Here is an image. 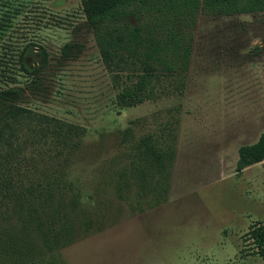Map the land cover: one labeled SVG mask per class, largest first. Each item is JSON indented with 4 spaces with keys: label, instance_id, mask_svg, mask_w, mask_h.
<instances>
[{
    "label": "rangeland",
    "instance_id": "rangeland-1",
    "mask_svg": "<svg viewBox=\"0 0 264 264\" xmlns=\"http://www.w3.org/2000/svg\"><path fill=\"white\" fill-rule=\"evenodd\" d=\"M193 38L181 93L120 108L115 95L126 73L102 63L81 0H0V91L24 90L0 100V115L22 107L38 116L10 118L3 129L0 222L2 215L6 225L13 221L10 185L49 176L58 200L65 190L80 192L81 215L95 224L37 262L264 264L242 238L252 222L264 224V160L235 169L238 148L264 132V11L199 12ZM22 50L29 73L18 60ZM57 123L77 129L81 143L72 153L51 140L54 133L43 136ZM127 127L135 140L151 137L174 150L165 200L146 209L154 202L148 191L141 212L132 180L127 200L115 195L116 174L128 163L119 154L130 143L117 144ZM13 257L0 250V264Z\"/></svg>",
    "mask_w": 264,
    "mask_h": 264
},
{
    "label": "trees",
    "instance_id": "trees-1",
    "mask_svg": "<svg viewBox=\"0 0 264 264\" xmlns=\"http://www.w3.org/2000/svg\"><path fill=\"white\" fill-rule=\"evenodd\" d=\"M81 5L102 63L116 72L126 73L127 81L115 95V106L120 108L154 100L171 90L170 93L182 92L199 12L234 15L264 11V0H81ZM18 60L22 70L29 73L24 65L25 50L19 53ZM23 91L19 87L2 89L0 100L10 102L12 95L18 97ZM31 116L37 121L38 116L32 115L27 108L10 107L0 115V138L5 125L10 128L8 119ZM42 131L43 136L46 132L54 133L51 140L68 153L80 146L81 141L73 138L78 131L72 125L57 123ZM125 143H130V147L119 156L128 159V163L116 174L115 195L119 200H127L129 190L124 187L132 180L141 189L136 190L138 200L134 202L141 212L144 205L139 198L146 196L148 191L154 202L146 209L165 200L162 193L165 195L168 191V169L173 163L174 150L159 145L151 137L135 140L128 127L122 131L117 144ZM263 160L264 132L254 143L238 148L235 169L241 171ZM155 173L160 176L152 183ZM44 181L23 188L22 184L10 185V190H16L10 191L15 199L13 221L6 225L3 221L9 220L2 215L0 222V233L4 235L0 250L7 256H14L10 264H25L26 259L31 261L28 264H40L36 260H40L43 254L53 253L84 237L95 225L91 217L81 215L78 190H65L58 200L53 189L55 184H52V181L56 182L55 178L48 176ZM242 238L251 241V254L264 258V224L261 221L252 222Z\"/></svg>",
    "mask_w": 264,
    "mask_h": 264
}]
</instances>
